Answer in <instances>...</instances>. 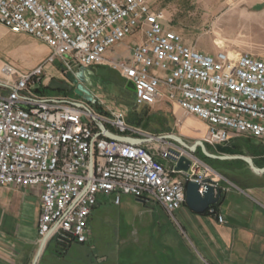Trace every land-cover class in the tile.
<instances>
[{
  "label": "built area",
  "instance_id": "1",
  "mask_svg": "<svg viewBox=\"0 0 264 264\" xmlns=\"http://www.w3.org/2000/svg\"><path fill=\"white\" fill-rule=\"evenodd\" d=\"M0 24L33 36L50 51L29 71L0 66V188L39 191L40 241L51 232L48 242L55 238L63 247L87 243L101 196L116 204L122 195L134 196L161 206L176 221L190 181L201 184V194L205 178L222 193L232 185L196 153L122 111L96 109V102L83 97L44 94L50 82L46 67L57 60L69 72L116 70L136 90L138 106L168 102L204 121L211 146L241 138L264 141V54L199 50L149 0H0ZM137 34L129 56L109 55ZM104 128L134 142L110 139ZM181 157L191 161L188 170L176 169ZM209 213L227 222L217 207Z\"/></svg>",
  "mask_w": 264,
  "mask_h": 264
},
{
  "label": "rangeland",
  "instance_id": "2",
  "mask_svg": "<svg viewBox=\"0 0 264 264\" xmlns=\"http://www.w3.org/2000/svg\"><path fill=\"white\" fill-rule=\"evenodd\" d=\"M178 2L179 10L170 18L177 28L174 30L183 36L187 44L211 54L221 50L233 53L249 52L257 56L264 54V16L246 14L244 8L239 5L212 14L208 9L195 8V5L187 0ZM138 40L139 34L132 38L130 43H136ZM120 51L126 53L127 49L121 48ZM49 53L47 45L40 40L25 33L9 30L0 24V66L3 63H10L21 71H29L42 64ZM53 78L68 80L73 90L58 91L47 88L42 90L46 95L81 97L74 89L79 84H83L96 100V109L122 111L133 123L139 125H144L149 120L147 128L153 133L175 134L190 144L200 140L208 149L209 147L213 149V146L206 142L207 128L200 119L192 114H183L182 123H178L174 109L168 105L138 106L137 93L127 87L128 82L114 69L95 66L69 72L66 71L63 62L57 60L47 66L44 73L46 81ZM186 118L194 120L189 131L183 125ZM237 142L245 149L247 155L253 157L254 162H263L258 167H264V141L256 138H241ZM196 154L207 163L245 162L247 164L242 159L209 158L202 152L201 147H198ZM252 171L248 174L251 175L254 172ZM222 172L227 174L221 173L234 187L254 185V182L243 177L240 179L229 177V175H244L239 168L223 169ZM221 181L227 184L225 180ZM147 206L133 196L122 195L119 204H115L111 196H101L100 203L93 212L89 241L87 243L72 241L67 248H59L57 240H51L45 247L43 264H118L119 262L130 264V259L140 258L145 251L148 257L158 254L156 250L159 248L161 228L156 226V223L161 225L162 221L155 215V211H149L150 218L143 217L142 224L137 223L138 218L134 224L137 214ZM156 206L158 205L151 207ZM160 209L162 210L161 207ZM149 238L153 240L151 249L144 247L145 239L147 241Z\"/></svg>",
  "mask_w": 264,
  "mask_h": 264
},
{
  "label": "crops",
  "instance_id": "3",
  "mask_svg": "<svg viewBox=\"0 0 264 264\" xmlns=\"http://www.w3.org/2000/svg\"><path fill=\"white\" fill-rule=\"evenodd\" d=\"M149 1L153 10L163 14L165 23L173 30H177L170 17L179 10L178 1L183 0ZM187 1L195 5V8L208 9L212 14L239 5L244 8L246 14L264 16V0ZM130 42L132 38L115 46L109 55L129 56ZM121 48L127 49V52L122 53ZM160 104L174 109L176 120L181 118L182 123L183 113L180 109L173 108L168 102ZM193 121L191 118H186L183 122L184 128L189 131ZM202 122L207 128L206 123ZM255 163L260 166L263 162ZM208 164L220 174H225L222 172L223 169L239 168L244 175H229V177L233 179L243 177L254 182V185L244 187L230 185L229 191L222 193L217 208L227 222H219L217 217L209 213V209L204 213H196L187 203L176 211V221H173L161 206H147L137 214L134 224L137 218L139 221L137 223L142 224L143 217L149 219L151 215L149 211H155V215L162 221L161 225L156 223V226L161 228L159 248L156 250L158 254L148 257L145 251L140 258L130 259V264H264V173L253 174L254 172L245 162H208ZM249 171L253 173L250 175ZM221 184L227 185L222 181ZM40 212L41 199L38 190H20L12 186L0 188V264H33L41 244L38 235ZM92 218L93 214L90 223ZM146 246L150 249L153 246L151 238L147 241L145 239L144 247ZM44 256L45 249L38 264H43Z\"/></svg>",
  "mask_w": 264,
  "mask_h": 264
},
{
  "label": "water",
  "instance_id": "4",
  "mask_svg": "<svg viewBox=\"0 0 264 264\" xmlns=\"http://www.w3.org/2000/svg\"><path fill=\"white\" fill-rule=\"evenodd\" d=\"M127 87L134 90H136L131 87L129 84H127ZM48 88L52 90H58V91H72L73 86L70 85L67 81H62L57 78H53L50 80L48 84ZM75 93H77L79 96L85 98L86 100L95 103L96 100L94 99L92 93L83 85L79 84L75 89ZM144 128L148 127V124L143 125ZM105 129V134L108 138L114 139V140H119V141H126V142H134V139L117 135L112 133L111 131ZM163 138H168L176 141L179 143L181 146L184 148L190 150L191 152L196 153L198 147H201L202 152L209 158L212 159H220V160H228V159H242L246 161V163L249 165V167L258 174L264 173V167H258L254 160L253 157L249 156L246 154L245 150L243 147L237 143V142H232V143H222V144H216L213 146L212 150H209L205 143L203 141H196L192 144L188 143L185 141L183 138L175 135V134H167L163 135ZM191 161L188 160L185 157H181L179 160L176 169L177 170H188L190 167ZM205 184V192L204 194H201L199 192V189L201 187V184L197 181H190L187 185V190H186V203L189 206L191 210H193L196 213H204L206 212L209 207L213 206L214 204L218 203L222 197V191L219 189L216 191L214 184L211 182L210 178H205L203 180ZM51 235V232L48 233L41 241L38 253L36 255V258L33 262V264H37L39 261L40 256L42 255L47 243L48 239ZM59 248L63 247V245L58 244Z\"/></svg>",
  "mask_w": 264,
  "mask_h": 264
},
{
  "label": "trees",
  "instance_id": "5",
  "mask_svg": "<svg viewBox=\"0 0 264 264\" xmlns=\"http://www.w3.org/2000/svg\"><path fill=\"white\" fill-rule=\"evenodd\" d=\"M130 86H131V85H130ZM131 87H132V86H131ZM134 115H136V113H135ZM130 121H131V120H130ZM221 198H222V197H221ZM219 204H220V201H219L218 203L214 204L213 207H218ZM207 211H208V210H207ZM68 246H69V244H66L64 247L67 248Z\"/></svg>",
  "mask_w": 264,
  "mask_h": 264
},
{
  "label": "flooded vegetation",
  "instance_id": "6",
  "mask_svg": "<svg viewBox=\"0 0 264 264\" xmlns=\"http://www.w3.org/2000/svg\"><path fill=\"white\" fill-rule=\"evenodd\" d=\"M92 68V67H91ZM149 120H148V122H146L148 125H149ZM238 143V142H237ZM240 144V143H239ZM241 145V144H240ZM212 148L211 147H209V150H211Z\"/></svg>",
  "mask_w": 264,
  "mask_h": 264
}]
</instances>
